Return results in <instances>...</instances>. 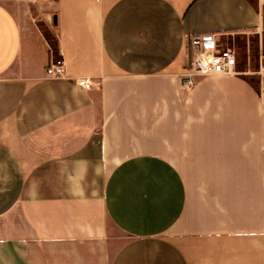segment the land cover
Here are the masks:
<instances>
[{
    "label": "crops",
    "instance_id": "crops-1",
    "mask_svg": "<svg viewBox=\"0 0 264 264\" xmlns=\"http://www.w3.org/2000/svg\"><path fill=\"white\" fill-rule=\"evenodd\" d=\"M29 1L0 0V264H264V92L184 85L264 0H41L66 79Z\"/></svg>",
    "mask_w": 264,
    "mask_h": 264
},
{
    "label": "built area",
    "instance_id": "built-area-1",
    "mask_svg": "<svg viewBox=\"0 0 264 264\" xmlns=\"http://www.w3.org/2000/svg\"><path fill=\"white\" fill-rule=\"evenodd\" d=\"M191 47L192 56L184 82L186 87H191L198 77L235 73V51L223 46L218 38L204 35L193 41ZM46 71L53 78H68L65 63L61 57L52 59ZM75 83L83 89L93 87V82L87 77L77 78Z\"/></svg>",
    "mask_w": 264,
    "mask_h": 264
},
{
    "label": "rangeland",
    "instance_id": "rangeland-1",
    "mask_svg": "<svg viewBox=\"0 0 264 264\" xmlns=\"http://www.w3.org/2000/svg\"><path fill=\"white\" fill-rule=\"evenodd\" d=\"M28 7L32 14L38 17L37 25L46 39L54 58H59L57 54V43L54 29L50 28L39 14L44 11V3L41 0L29 1ZM39 15V16H38ZM192 43L188 48V59L192 56ZM225 47H230L236 54V66L248 71V80L259 91L264 92V38L256 36H230L224 39Z\"/></svg>",
    "mask_w": 264,
    "mask_h": 264
},
{
    "label": "water",
    "instance_id": "water-1",
    "mask_svg": "<svg viewBox=\"0 0 264 264\" xmlns=\"http://www.w3.org/2000/svg\"><path fill=\"white\" fill-rule=\"evenodd\" d=\"M197 40V39H196Z\"/></svg>",
    "mask_w": 264,
    "mask_h": 264
}]
</instances>
